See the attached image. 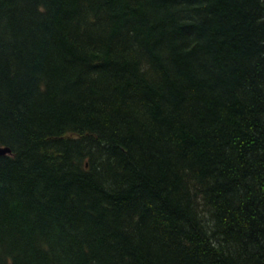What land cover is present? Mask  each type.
<instances>
[{
	"label": "trees",
	"instance_id": "16d2710c",
	"mask_svg": "<svg viewBox=\"0 0 264 264\" xmlns=\"http://www.w3.org/2000/svg\"><path fill=\"white\" fill-rule=\"evenodd\" d=\"M0 264H264V0H0Z\"/></svg>",
	"mask_w": 264,
	"mask_h": 264
},
{
	"label": "water",
	"instance_id": "95a60500",
	"mask_svg": "<svg viewBox=\"0 0 264 264\" xmlns=\"http://www.w3.org/2000/svg\"><path fill=\"white\" fill-rule=\"evenodd\" d=\"M9 153H10L9 148L1 147V146H0V156H2V155H6V154H9Z\"/></svg>",
	"mask_w": 264,
	"mask_h": 264
}]
</instances>
